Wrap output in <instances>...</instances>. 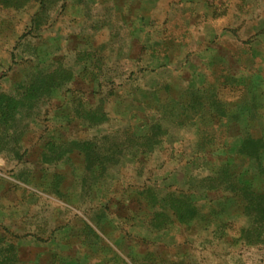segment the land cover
<instances>
[{
  "label": "rangeland",
  "instance_id": "rangeland-1",
  "mask_svg": "<svg viewBox=\"0 0 264 264\" xmlns=\"http://www.w3.org/2000/svg\"><path fill=\"white\" fill-rule=\"evenodd\" d=\"M49 75L71 79L0 122V261L10 250L16 264H264V234L242 232L234 200L217 231L151 196L207 173L188 162L207 150L195 148L200 122L228 142L264 138V0H0V109ZM101 101L109 120L89 126L84 109ZM189 101L194 125L172 127L145 159L125 148L87 166L79 144L109 148L150 110Z\"/></svg>",
  "mask_w": 264,
  "mask_h": 264
},
{
  "label": "trees",
  "instance_id": "trees-1",
  "mask_svg": "<svg viewBox=\"0 0 264 264\" xmlns=\"http://www.w3.org/2000/svg\"><path fill=\"white\" fill-rule=\"evenodd\" d=\"M66 79L71 78L69 76L63 78V75L59 80L52 75L42 79L36 78L28 85L22 99L18 97L1 98L3 105L0 109V122L8 124L22 106L38 101L52 88L61 86L60 83ZM104 103L101 101L94 108L84 109L85 117L90 123L89 126L103 124L109 120ZM151 111L154 116L152 115L150 120L142 126L135 127L134 132L129 131L130 127L114 132L110 137L113 143L109 148L106 147V143H97L95 140L79 144L78 147L85 155L87 166L92 168L101 165L105 168L115 158L119 162L120 155L125 148L130 149L132 158L142 156V159H145L143 155L154 152L162 144L163 138L172 133V127L190 123L194 125L193 123L198 119L196 106L192 101L175 104L169 110H162L160 113L156 109L150 110V113ZM157 114L159 117L155 118ZM215 126L216 124L211 121H203L198 124L195 148L197 147L201 151L207 150L203 155L197 153L188 161L204 168L207 173L204 175L189 173L186 191H170L163 196L153 191L154 188H151L153 192L147 191L151 192L154 199H157L161 211L168 207L180 222L196 218L206 224L214 223L217 231L220 226L225 227L231 221L226 217L225 222L218 226L217 210L223 205L222 210L225 211L224 205L228 201L234 200L236 206L242 210V216L248 219L241 228L242 232L253 233L257 238H260L264 234V138L246 133L241 140L228 142L218 139ZM227 143H229L227 148L230 149V153L221 154ZM231 151L235 155H232ZM211 153L215 156L219 154L220 158L214 160L206 157ZM224 154L226 155L222 158ZM237 160H241V168L247 167V169L241 172L234 171L232 163ZM211 192L217 195V199L209 194ZM216 201L217 204H215ZM207 204H213L214 210L211 208L208 211ZM205 228L207 229L208 226ZM9 252L10 250L6 256L1 258L0 264L17 263V256L10 255Z\"/></svg>",
  "mask_w": 264,
  "mask_h": 264
}]
</instances>
